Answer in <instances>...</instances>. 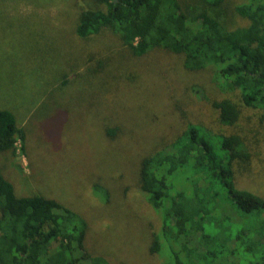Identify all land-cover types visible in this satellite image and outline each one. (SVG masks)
<instances>
[{"label": "rangeland", "instance_id": "rangeland-1", "mask_svg": "<svg viewBox=\"0 0 264 264\" xmlns=\"http://www.w3.org/2000/svg\"><path fill=\"white\" fill-rule=\"evenodd\" d=\"M90 5L0 0V107L25 134L15 156L0 151V170L16 195L39 193L79 214L85 246L109 264H161L172 250L186 264H264V212L228 208L200 218L209 237L202 246L197 232L170 244L161 230L165 243L151 252L162 214L139 189L141 158L189 122L237 131L251 155L235 183L264 195V123L259 110L241 107L235 126L219 125L209 99L228 93L218 91L209 69L187 70L159 48L132 56L107 29L77 36L75 17ZM180 242L196 246L191 257L179 252Z\"/></svg>", "mask_w": 264, "mask_h": 264}, {"label": "trees", "instance_id": "trees-1", "mask_svg": "<svg viewBox=\"0 0 264 264\" xmlns=\"http://www.w3.org/2000/svg\"><path fill=\"white\" fill-rule=\"evenodd\" d=\"M89 2L75 17L77 36L107 29L132 56L159 48L178 55L187 70L209 69L218 91L228 93L209 99L219 125L235 126L241 107L259 110L264 123V0ZM24 137L13 112L0 107V151L15 156L16 142L21 150ZM244 139L237 131L189 122L167 145L141 158L139 189L162 214L151 252L165 243L161 230L173 239L166 236L170 244L191 231L198 233L199 246L205 244L209 237L200 219L205 213L264 212V195L235 183L236 169L251 155ZM86 230L84 218L52 197L16 195L0 170V264H109L85 246ZM180 244L179 252L191 257L196 246ZM166 260L161 264H186L173 250Z\"/></svg>", "mask_w": 264, "mask_h": 264}]
</instances>
